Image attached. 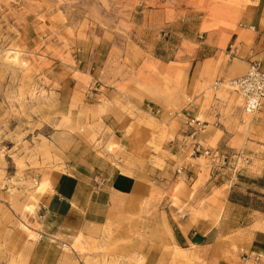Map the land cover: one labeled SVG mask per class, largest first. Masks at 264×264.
<instances>
[{
  "label": "rangeland",
  "instance_id": "374dc122",
  "mask_svg": "<svg viewBox=\"0 0 264 264\" xmlns=\"http://www.w3.org/2000/svg\"><path fill=\"white\" fill-rule=\"evenodd\" d=\"M258 4L0 0V264H144L153 244L161 249L150 255L193 264L200 261L175 250L174 235L193 218L223 216L228 204L241 225L255 216L264 229V105L246 115L234 81L216 79L226 54L235 56L226 32L253 35L240 24ZM215 52L203 66L215 74L199 84L197 67ZM193 103L202 113L214 104L221 117L207 120V131L243 135L235 150L185 139ZM124 137L135 149L127 152ZM197 143L225 159L194 152ZM93 156L138 168L146 195L109 207L96 225L83 213L44 218L56 178ZM254 212L263 216L247 217Z\"/></svg>",
  "mask_w": 264,
  "mask_h": 264
},
{
  "label": "crops",
  "instance_id": "0c3cea01",
  "mask_svg": "<svg viewBox=\"0 0 264 264\" xmlns=\"http://www.w3.org/2000/svg\"><path fill=\"white\" fill-rule=\"evenodd\" d=\"M259 7V4L246 7L245 21L240 24L241 30L247 32L252 30L253 35L242 33L240 37L233 31L226 32L230 38L229 42L233 43L232 46L237 45L239 38L242 40L237 45L238 52L235 56L226 54L228 62L222 69V77L219 78L218 75L217 80L239 79L246 73L252 61L261 62L264 65V4L260 9ZM216 55L215 52L213 58L203 60L197 67L196 80L199 84L209 83L212 80L215 74L214 66L207 70H204L203 66L206 61L214 60ZM200 106L201 103L199 105L193 103L187 108L192 115L188 120H183L184 125L181 124L182 130L186 133L185 139L199 136L203 144L214 143L217 148L235 150L234 143L243 139V135H236L234 130L229 133L231 131L225 129L221 130V135H217L213 127L207 131V120L213 118L217 125L222 119L213 109L214 104L203 113ZM200 115L205 119L204 122L199 121ZM190 134L192 135L189 136ZM244 139L247 142V138L244 137ZM123 141L127 152L135 149L136 143L132 137H124ZM169 153L173 155L170 149ZM141 177L143 174L132 165L122 164L116 167L107 161H101L98 165L97 158L93 156L91 161L85 160V163L77 166L74 173L56 178L51 191L47 194V212L43 217L52 216L65 220L70 217L82 219L80 214L83 213L91 217V223L99 224L101 223V220H98L99 217L104 218L109 207H120L129 199L146 195L148 189ZM260 192L264 194V186L260 187ZM257 213L263 216L262 213L254 212L247 217ZM254 217L246 225H241L240 209L228 204L221 217L213 214L207 217L209 219L193 218L195 224L186 221L183 224L184 227L176 236L174 235L172 244L176 247L175 250L183 255L186 252L193 253L200 261L193 264H264V229L255 228L257 222ZM260 222H262L260 225H264V220ZM138 248L137 244L131 247L134 251ZM156 249L161 247H157V244L149 246V255L144 264H173L168 253L161 255L154 252L153 256L150 255V252ZM255 258L259 261L255 262ZM174 264L185 263L180 260Z\"/></svg>",
  "mask_w": 264,
  "mask_h": 264
},
{
  "label": "built area",
  "instance_id": "2783aa9c",
  "mask_svg": "<svg viewBox=\"0 0 264 264\" xmlns=\"http://www.w3.org/2000/svg\"><path fill=\"white\" fill-rule=\"evenodd\" d=\"M232 54H236L238 49L230 46ZM233 84L236 86V91L242 100V109L246 115H255L264 105V65L261 62L252 61L246 73L239 79L234 80ZM194 152H202V155L211 158L212 161L221 158L225 159L218 150L204 149L199 143L194 147ZM235 158L237 163H248V159L243 157V153H236ZM255 262L259 259L255 258Z\"/></svg>",
  "mask_w": 264,
  "mask_h": 264
}]
</instances>
